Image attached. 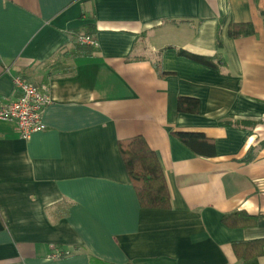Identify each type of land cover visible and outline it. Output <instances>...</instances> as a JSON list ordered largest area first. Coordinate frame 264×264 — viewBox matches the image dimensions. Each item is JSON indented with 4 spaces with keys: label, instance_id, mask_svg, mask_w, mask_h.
<instances>
[{
    "label": "crops",
    "instance_id": "crops-1",
    "mask_svg": "<svg viewBox=\"0 0 264 264\" xmlns=\"http://www.w3.org/2000/svg\"><path fill=\"white\" fill-rule=\"evenodd\" d=\"M230 22L254 32L232 38ZM82 33L96 49L66 55ZM14 75L51 103L27 140L0 120V264H264L233 250L264 238V0H0V105ZM180 96L198 111L178 113ZM135 135L159 158L169 209L138 203L118 149ZM234 210L254 225L225 226Z\"/></svg>",
    "mask_w": 264,
    "mask_h": 264
},
{
    "label": "trees",
    "instance_id": "trees-1",
    "mask_svg": "<svg viewBox=\"0 0 264 264\" xmlns=\"http://www.w3.org/2000/svg\"><path fill=\"white\" fill-rule=\"evenodd\" d=\"M253 25L249 22H230L228 35L232 38L249 36L253 34ZM89 34H77L72 52L91 54L96 48L94 45L82 44L79 37ZM218 45L221 40L218 38ZM178 53L196 62L216 67L218 61L215 57H207L180 49ZM198 100L193 97L180 96L177 100L178 113H196ZM175 137L197 154L213 153V143L204 135L193 132H174ZM118 149L123 160L127 176L135 190L138 203L142 208L169 209L171 208V196L165 174L155 151L148 145L145 138L135 135L127 139L118 140ZM256 217L243 210H234L225 213L221 222L227 227H244L254 225ZM233 250L241 260H248L264 253V238L233 243Z\"/></svg>",
    "mask_w": 264,
    "mask_h": 264
},
{
    "label": "built area",
    "instance_id": "built-area-1",
    "mask_svg": "<svg viewBox=\"0 0 264 264\" xmlns=\"http://www.w3.org/2000/svg\"><path fill=\"white\" fill-rule=\"evenodd\" d=\"M78 40L82 44L95 45L87 36H81ZM12 82L18 93L13 99L0 105V120L13 121L20 137L27 140L31 134L44 129L41 114L51 103V98L45 88L29 82L21 75H14ZM67 254L68 251L56 249L51 256L60 257Z\"/></svg>",
    "mask_w": 264,
    "mask_h": 264
}]
</instances>
